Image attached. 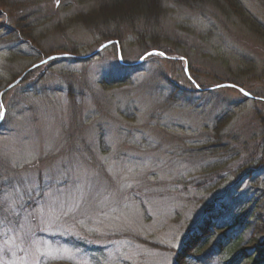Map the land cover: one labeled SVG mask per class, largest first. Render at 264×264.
Returning a JSON list of instances; mask_svg holds the SVG:
<instances>
[{
    "label": "rangeland",
    "instance_id": "obj_1",
    "mask_svg": "<svg viewBox=\"0 0 264 264\" xmlns=\"http://www.w3.org/2000/svg\"><path fill=\"white\" fill-rule=\"evenodd\" d=\"M219 2L237 14L165 0L159 26L92 58L111 41L72 21L88 4L0 5V264H204L211 218L264 178L228 147L264 112L239 90L264 89V36L236 7L264 28V0ZM244 235L250 257L205 264H254L264 229Z\"/></svg>",
    "mask_w": 264,
    "mask_h": 264
},
{
    "label": "trees",
    "instance_id": "obj_2",
    "mask_svg": "<svg viewBox=\"0 0 264 264\" xmlns=\"http://www.w3.org/2000/svg\"><path fill=\"white\" fill-rule=\"evenodd\" d=\"M82 4L87 5L88 9L80 10L73 18L78 25H82L88 30L94 32H100L104 38L109 39V41H116L120 38V35L124 30H128L134 36L137 34L140 37H143L144 34L148 33V29H153L152 27L159 26L162 23V20L166 16L164 9L165 0H80ZM178 4H182L185 7H192L197 11H203L209 9L203 6L204 1L212 0H173ZM91 2H97L96 6H93ZM22 3H26V0H0V5L8 8L16 9L17 5L21 6ZM236 5V4H235ZM212 7V9H211ZM237 11L240 13L241 18L247 20V26L252 29V33L255 35L264 36V28L254 17L249 13V10L244 6L238 3ZM225 9L228 13V16L233 13L235 10H232L233 7L231 4L227 7L225 4L223 6L218 3L215 6L210 5V9L213 11H218ZM209 10V11H211ZM237 14V13H236ZM140 26L143 27L144 31H139ZM110 27V28H109ZM125 28V29H124ZM28 39H32L30 36ZM114 39V40H113ZM152 52V50H149ZM224 85V84H223ZM243 88V86H240ZM264 91V89H263ZM257 96L253 93L252 96L255 100L261 102L264 108V92ZM250 93V92H249ZM254 119L258 121L259 125H255L251 128V131L248 135L242 136L239 132H230L228 135V144L229 149L231 146L235 149L236 154L234 157L247 156V158L242 162L240 173L238 175L245 174L248 177L253 175L255 168L264 169V112L254 116ZM232 133V134H231ZM236 173V172H235ZM261 175V174H260ZM243 178V177H241ZM252 187L250 191H245V193L240 196H235L233 203H231L229 208L239 209V212H236L233 216V219L226 221V218L230 216L221 215L220 220H215L211 218L209 222V230L204 232L208 235L207 238H204L198 244L197 252H201L200 256H190L195 258L197 261L207 262L210 257L215 256L217 253L225 255L226 259L233 258H245L250 257L247 255V247L244 244H251L246 239H244V234L246 232H254L258 227L264 229V178L260 177L259 179H253L250 182ZM239 187V186H238ZM263 192V194H261ZM227 206V205H226ZM229 206V205H228ZM227 208V209H229ZM231 212V211H230ZM238 224L241 227V230L237 234H233L231 231L234 223ZM231 222V223H230ZM231 226V227H230ZM230 227V230L228 229ZM226 230L224 237H219V240L216 242L213 241L214 234H218L221 229ZM202 233L201 236L204 234ZM234 237L233 241L232 237ZM199 237V236H198ZM259 247H254V252L258 253V259L254 261V264H264V241H260ZM256 249V250H255ZM204 250V251H203ZM253 261V260H252ZM185 264H193L188 263Z\"/></svg>",
    "mask_w": 264,
    "mask_h": 264
},
{
    "label": "snow or ice",
    "instance_id": "obj_3",
    "mask_svg": "<svg viewBox=\"0 0 264 264\" xmlns=\"http://www.w3.org/2000/svg\"><path fill=\"white\" fill-rule=\"evenodd\" d=\"M152 54H155V55H160V56H164L165 53L163 52H159V53H150V55ZM183 59V58H181ZM241 91H243L241 89ZM244 95H248V93H244ZM0 183H2V181H0ZM9 188H12V190L14 191L15 190V187L12 186V185H9ZM6 192H7V189H4V190H0V194H4L5 195V199H7V196H6ZM0 203H3V201H0ZM12 204L15 205V201H12ZM17 216H19V213H16ZM6 223V220L3 216H0V228H2Z\"/></svg>",
    "mask_w": 264,
    "mask_h": 264
},
{
    "label": "water",
    "instance_id": "obj_4",
    "mask_svg": "<svg viewBox=\"0 0 264 264\" xmlns=\"http://www.w3.org/2000/svg\"><path fill=\"white\" fill-rule=\"evenodd\" d=\"M112 43H108V44H106V45H104L103 47H101L97 52H95L93 55H91V57L90 58H92V57H94V56H96L99 52H101L104 48H106V47H108V46H110ZM121 57V56H120ZM231 86V85H230Z\"/></svg>",
    "mask_w": 264,
    "mask_h": 264
}]
</instances>
